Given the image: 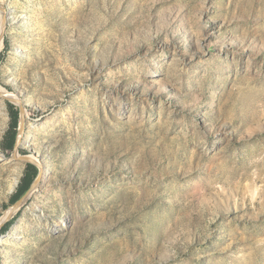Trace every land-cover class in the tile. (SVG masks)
Instances as JSON below:
<instances>
[{
	"label": "rangeland",
	"instance_id": "rangeland-1",
	"mask_svg": "<svg viewBox=\"0 0 264 264\" xmlns=\"http://www.w3.org/2000/svg\"><path fill=\"white\" fill-rule=\"evenodd\" d=\"M0 40V218L40 170L0 264H264V0H0Z\"/></svg>",
	"mask_w": 264,
	"mask_h": 264
},
{
	"label": "trees",
	"instance_id": "trees-1",
	"mask_svg": "<svg viewBox=\"0 0 264 264\" xmlns=\"http://www.w3.org/2000/svg\"><path fill=\"white\" fill-rule=\"evenodd\" d=\"M9 116V126L3 137V148L5 150H11L14 148L18 134L19 111L13 105H9ZM37 174V167L32 163H26L24 172L17 184V187L10 197V204H14L28 191Z\"/></svg>",
	"mask_w": 264,
	"mask_h": 264
},
{
	"label": "water",
	"instance_id": "water-1",
	"mask_svg": "<svg viewBox=\"0 0 264 264\" xmlns=\"http://www.w3.org/2000/svg\"><path fill=\"white\" fill-rule=\"evenodd\" d=\"M3 23H4V18L1 19V26L3 27ZM20 113V124H19V128H18V133H22V122H23V118H22V109L19 110ZM17 148V141L14 145L13 151L15 152ZM20 160H22L25 163H32V164H36L35 161L28 157V156H21ZM40 179V170L36 176V178L34 179L33 183L31 184L30 188L28 189V191L19 199L17 200L13 205L11 209H18V207L20 206L21 202L23 201V199L25 198V195L34 187V185L39 181ZM9 217H7L6 219H8ZM5 219V220H6Z\"/></svg>",
	"mask_w": 264,
	"mask_h": 264
},
{
	"label": "bare ground",
	"instance_id": "bare-ground-1",
	"mask_svg": "<svg viewBox=\"0 0 264 264\" xmlns=\"http://www.w3.org/2000/svg\"><path fill=\"white\" fill-rule=\"evenodd\" d=\"M3 14V13H2ZM2 46V42L0 40V48ZM0 96H6L5 90L0 86ZM17 177H15V180ZM17 209H8L7 212L0 218V225L5 221L7 217H10L13 213L16 212Z\"/></svg>",
	"mask_w": 264,
	"mask_h": 264
}]
</instances>
